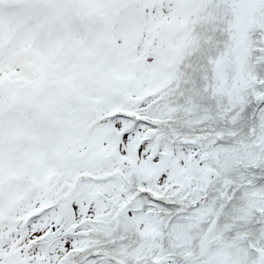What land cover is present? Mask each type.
<instances>
[{"label": "snow or ice", "instance_id": "obj_1", "mask_svg": "<svg viewBox=\"0 0 264 264\" xmlns=\"http://www.w3.org/2000/svg\"><path fill=\"white\" fill-rule=\"evenodd\" d=\"M0 264H264V0H0Z\"/></svg>", "mask_w": 264, "mask_h": 264}]
</instances>
